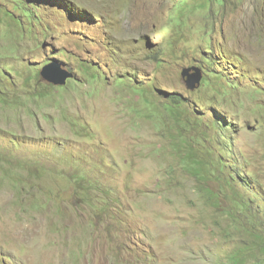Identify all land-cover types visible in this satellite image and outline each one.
<instances>
[{"label": "rangeland", "instance_id": "1", "mask_svg": "<svg viewBox=\"0 0 264 264\" xmlns=\"http://www.w3.org/2000/svg\"><path fill=\"white\" fill-rule=\"evenodd\" d=\"M223 2L0 0V264H264V0Z\"/></svg>", "mask_w": 264, "mask_h": 264}, {"label": "water", "instance_id": "2", "mask_svg": "<svg viewBox=\"0 0 264 264\" xmlns=\"http://www.w3.org/2000/svg\"><path fill=\"white\" fill-rule=\"evenodd\" d=\"M189 73L190 69H185L182 73V78L186 79ZM41 77L54 86H65L67 81L72 78V75L67 71L59 70L57 65L50 64L42 70ZM188 78L190 79L187 80L186 84L189 90H194L196 86H199L201 81L199 74Z\"/></svg>", "mask_w": 264, "mask_h": 264}, {"label": "trees", "instance_id": "3", "mask_svg": "<svg viewBox=\"0 0 264 264\" xmlns=\"http://www.w3.org/2000/svg\"><path fill=\"white\" fill-rule=\"evenodd\" d=\"M216 3H219L220 5H223V0H213ZM250 198V201L252 204L254 200ZM248 202V203H249ZM255 210L249 212L252 214V218L254 219L255 223L259 225V227H264V207L256 206ZM255 251L260 253V255L264 256V231H262V234L256 233L255 234ZM245 256L243 255V251L240 252V250L235 251L232 255L229 261L232 262V264H244Z\"/></svg>", "mask_w": 264, "mask_h": 264}]
</instances>
